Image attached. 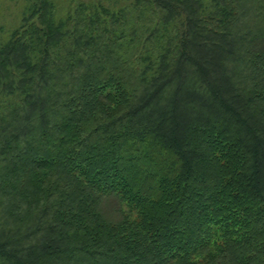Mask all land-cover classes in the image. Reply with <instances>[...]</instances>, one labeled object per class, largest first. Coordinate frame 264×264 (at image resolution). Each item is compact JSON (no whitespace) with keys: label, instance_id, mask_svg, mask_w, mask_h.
<instances>
[{"label":"trees","instance_id":"16d2710c","mask_svg":"<svg viewBox=\"0 0 264 264\" xmlns=\"http://www.w3.org/2000/svg\"><path fill=\"white\" fill-rule=\"evenodd\" d=\"M0 264H264V0H31L0 37Z\"/></svg>","mask_w":264,"mask_h":264},{"label":"rangeland","instance_id":"374dc122","mask_svg":"<svg viewBox=\"0 0 264 264\" xmlns=\"http://www.w3.org/2000/svg\"><path fill=\"white\" fill-rule=\"evenodd\" d=\"M31 0H0V37L6 39L9 33L19 25L26 6ZM57 4L58 15H62L67 9L73 8L77 2H85L88 5L101 2L109 8H117L131 3L132 0H53Z\"/></svg>","mask_w":264,"mask_h":264}]
</instances>
